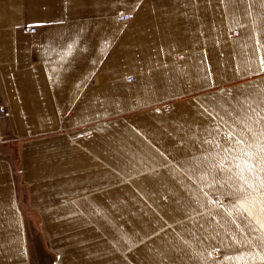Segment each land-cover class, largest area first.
Returning <instances> with one entry per match:
<instances>
[{"label": "crops", "instance_id": "1", "mask_svg": "<svg viewBox=\"0 0 264 264\" xmlns=\"http://www.w3.org/2000/svg\"><path fill=\"white\" fill-rule=\"evenodd\" d=\"M23 190L56 264H264V0H0V264Z\"/></svg>", "mask_w": 264, "mask_h": 264}, {"label": "rangeland", "instance_id": "2", "mask_svg": "<svg viewBox=\"0 0 264 264\" xmlns=\"http://www.w3.org/2000/svg\"><path fill=\"white\" fill-rule=\"evenodd\" d=\"M237 33H238L237 30H233L232 36H236ZM244 80H249V78ZM128 81L134 82L135 76H130L128 78ZM216 89H218L220 93L225 96H229L232 93L230 85H223L217 87ZM164 108L169 109L170 104H164ZM14 162L16 165L17 164L16 158ZM15 169H16V177L18 179V183L20 184V186H23L19 167H17L16 165ZM216 202L221 205L223 204V202L219 198H216ZM18 203L22 207L23 209L22 211L25 215V222H26L25 252L29 256L31 264H56L58 255L49 248L42 216L39 214L38 210H36L31 205L26 190H23L22 192L20 191L18 197Z\"/></svg>", "mask_w": 264, "mask_h": 264}, {"label": "built area", "instance_id": "3", "mask_svg": "<svg viewBox=\"0 0 264 264\" xmlns=\"http://www.w3.org/2000/svg\"><path fill=\"white\" fill-rule=\"evenodd\" d=\"M24 30L30 34H35L37 31V28L35 26H26ZM133 81V80H131Z\"/></svg>", "mask_w": 264, "mask_h": 264}]
</instances>
